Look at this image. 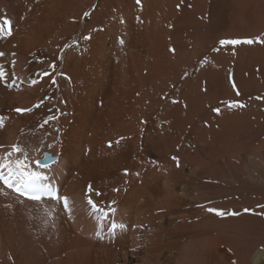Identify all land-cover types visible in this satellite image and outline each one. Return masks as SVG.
<instances>
[{
  "label": "rangeland",
  "instance_id": "obj_1",
  "mask_svg": "<svg viewBox=\"0 0 264 264\" xmlns=\"http://www.w3.org/2000/svg\"><path fill=\"white\" fill-rule=\"evenodd\" d=\"M84 2L90 5L83 8L80 21L75 26L79 31L82 29L80 40L72 41L75 42L73 44L69 40L73 36H64L61 42L67 40L68 43L57 47H62L59 54H47L37 48L19 52L26 58L21 67L11 52H0L4 53L0 56V71L4 70L5 74L0 80V91L1 96L7 98L6 105L1 108L0 120L5 121L6 118L12 127H16L21 149L27 152L28 159L38 157L41 151L56 149L57 145L62 152L64 141L68 140L67 133L72 130L92 140L96 157L92 159V165L99 164L100 158L106 156L107 162L99 167L101 175L106 177L100 179L102 182L88 179V194L97 182L106 184L107 189L111 188L114 184L112 176L123 174L121 171L129 169L131 163H139V159L131 158V153L143 160L148 158L145 161L151 162L150 165L156 162L157 168H162L167 162L166 156H171V161L177 166L187 161L185 172H192L190 180L185 181L190 195L165 212L181 207L180 211L192 213L194 221L189 220L188 225L185 223L187 231L180 228V231L172 230L175 226L164 225L166 230L163 226L162 230L165 232L153 230L151 236L159 237L161 244L169 236L173 241L180 240L173 264H201L207 260L219 262L222 255L219 238L212 233L202 234L195 226L200 222L198 219L215 226L213 217L217 218V214L209 213L208 209H219L229 218L222 224L227 227L222 243L227 248L232 246L239 256H246L248 264L259 252L260 261L264 264V42L257 41V38L264 41V0ZM96 8L100 13L95 11L94 15L92 12ZM98 15L101 16L97 18ZM76 29L74 33H77ZM246 39L254 42L236 45L220 43ZM68 49H74L72 54L75 56L81 52L86 67L83 73L80 71L76 76L81 82L77 92L73 91L74 81H71L74 86H70L71 91L64 90L68 88L66 86L64 89L61 87V84L70 82L69 76L61 74L62 57ZM139 65L147 69L142 79L137 75L136 66ZM126 69L128 73H125ZM137 83H142L144 87L147 106L146 120L140 125L143 130L139 135L136 133L138 137L134 139L125 136L111 140L116 138L113 135L111 139L106 138L110 134V125L98 118L103 113L101 106L108 102V105L113 104V108L122 110L125 103L127 106L125 95L135 98ZM9 84L12 86L9 87ZM139 100L140 97L134 99L136 103ZM233 103L243 106L231 107ZM132 106L129 104L127 107L131 110ZM76 108L80 110L77 112ZM16 109L28 111L17 112ZM146 132L150 135L146 134L145 139ZM60 137H64L62 143L56 141ZM107 139L112 142L105 143ZM127 142L135 143L130 145L133 152H119L120 145H127ZM143 152L156 153L150 157ZM157 152L164 157L159 159ZM172 154H175V159ZM82 155L87 157L88 149ZM160 162L164 164L160 165ZM74 170L72 177L78 172ZM148 181L146 178L145 183ZM181 183L184 184L181 178L174 182L176 185ZM127 185L124 183L120 187ZM33 208L29 213L40 226L42 224L44 228L45 223L47 228L43 234L32 227L33 242L54 241L53 248L61 249L67 239L61 231L63 228L57 227L56 217H61L64 227L70 218L59 208L55 212L54 208L47 206ZM38 212L41 218L34 215H39ZM192 223H195L194 226ZM140 227L142 231L137 239L122 236L123 239L112 240L114 243L90 244L95 250L115 252L112 257L104 255L98 259L101 261L99 264H142L151 245L147 224L142 221ZM187 227L191 229L189 232ZM122 241L123 245L120 244ZM44 250L42 252L47 256ZM123 251L127 253L129 262L124 261ZM72 252L74 249L66 250L59 258L63 260Z\"/></svg>",
  "mask_w": 264,
  "mask_h": 264
},
{
  "label": "bare ground",
  "instance_id": "obj_2",
  "mask_svg": "<svg viewBox=\"0 0 264 264\" xmlns=\"http://www.w3.org/2000/svg\"><path fill=\"white\" fill-rule=\"evenodd\" d=\"M88 5H90V3H85L84 0H8V2L5 0H0V18H7L12 21V35L5 39H0V52H11L10 54L16 59V63L21 67H23V63L26 61V58L21 56L19 52L37 48L47 54H59V51L62 49V47L61 49H57V47L59 45L68 43L66 42L67 40L63 41L62 43L61 38L67 35L71 37L73 36L71 39H69L71 42L80 40L79 33L82 32V29L79 31L75 28V26L77 25L76 22L80 21L81 11ZM96 10L97 8L92 13L94 14ZM98 11H96V13H100V11ZM96 13L94 15H96ZM99 16L101 15H98L97 18ZM75 29L77 30V33H74ZM72 43L75 44V42ZM73 52L74 49H72V51L68 49L65 52V55H62L63 57L61 56L63 65V72L61 74H66L69 76L70 80L68 83L61 84V87L64 89L66 86L68 88L64 90L69 91L70 89L71 91V81H74L75 88L72 86L74 88V90L73 88L72 90L77 92V90L80 88L79 84L81 82L80 78L77 79L76 76L78 73H80V71L83 73L86 67L84 66V58L82 57L83 54L80 52L78 56H75L72 54ZM136 67L137 75L140 76L141 79L144 78V74L146 73L147 69H144V67L141 65ZM1 71L4 73V70ZM127 71L128 69H126L125 73H128ZM138 81L140 80L138 79ZM137 88L138 92L134 96L135 98L140 97L138 103L134 101L135 98L131 96L127 97L126 95L124 96L125 100L128 99L127 106L129 104H133L134 107L132 106L131 110L128 109L126 103L124 105L125 108H121L122 110L113 108V104L111 105L109 103L108 105V102H105L101 106L103 113L100 114V117L98 118L102 121H106L107 124L110 125L108 127L110 134L106 136V138L111 139V136L113 135L112 137L116 138H112L111 140L118 138L123 139L125 136L126 138L127 136H131V138L134 139L136 133L139 135L140 130L144 128L140 125L146 120L147 106H145V96L143 94L144 87H142V83H137ZM117 93L120 92L118 91ZM1 95L2 92L0 91V113L2 112L1 108L3 109V105H6L7 102L5 95L4 97ZM142 106H144V108H142ZM79 110V108H76L77 112ZM2 123L3 126L0 127V149L3 151L0 152V157H3L6 152H10L12 145H17L21 148V140L19 137H17L16 132L18 130L15 129L16 127H12L10 121L6 118L5 121H2ZM74 131L75 130H72L70 133H67L69 134L67 136L68 140H70V137L72 138L70 142H68V140L65 142L67 138L64 141V137H60L58 139L56 138V141L59 143H62V140L64 141L65 149L62 152L60 151L62 149H60V145H57V148L55 147L56 149L49 148L51 150L41 151L38 157L28 159V155L26 154L27 152H23L21 149V153H18L10 158L12 160H23L27 170L29 172H33L35 169L34 162L42 159L45 154H51L55 157H59L58 162L52 167L51 171L48 172V176L59 184L61 195L64 196V198H67V210L70 211V221L68 222L67 220V225L64 227L65 222L61 219V217H56L57 227L63 228L61 231L67 239V241L64 242L65 245H63L61 249H54V241L45 242L44 240L43 242L37 244L33 242L34 237L31 234L32 227H34L36 232L41 231L43 234L46 232L47 228L45 227L46 224L44 221V228L42 224L40 226L37 223L36 218L32 216L31 213H29L30 208L40 205L41 207L47 206L50 208L55 204L49 201H42L41 203L23 201L21 198L14 196L11 192L4 189L0 185V264H99L101 261H98V259H102L104 255L112 257V255L115 253L113 251H104L105 249L95 250L90 247V244L94 242H98L99 244H105V242L102 239H96L95 236H93L96 227L94 222L91 221L87 216L89 205L88 200H91L95 206L110 210L112 213L109 217V222L111 223L113 231L115 232L113 235H110L109 238H107L108 241L112 242V240H115L116 238L119 240L122 236L126 238L132 237L137 239L138 233L142 231V226L140 227V224L142 221H144L147 224L148 230L146 231L149 233L148 242L151 245V249L150 252H147L148 254H146L142 264H173V261L176 257L175 249L180 240L173 241L172 237L169 236V238H166V242L161 244L159 237L151 236L153 235L151 234V231L153 232V230H158L159 232H165L162 230V226L164 227V225L169 227L175 226L174 228L171 227L172 230H179V228L181 231L182 229L186 230L185 223L188 225L190 222L189 220L193 219L192 213L190 214L188 210L180 211L181 207L180 209L176 208L174 210L168 209L169 212H165L167 208L175 207L180 201L185 200L187 196L190 195V193H187L189 186L185 183L187 179L189 181L190 177H192V172L190 173L189 171V173H186L187 171L185 168L188 167V162L182 160V164L179 163L180 166H177L171 161V156L169 155L170 157L166 156L165 160L167 162L165 164L160 162V165L164 164L163 167L157 168L155 166L156 162H154L153 165H150L151 162H147L148 158L146 159L144 157L147 160L145 161V159H140L141 156L131 153V158H136V160L139 159L137 160L139 163H131L129 169H123L121 171L123 174H115L112 176L114 184H112L111 188L107 189L105 186L106 184L104 185V183H101L102 181L100 180L106 176H103V174L101 175L99 171V167H102L100 164L107 162L106 156L100 158L99 164L98 162H94L95 164L92 165V159L96 158L94 156L95 144L92 142V140L85 139L80 132L75 131L76 133L71 135ZM146 134L148 133H144L145 139ZM148 135H150V133ZM60 139L61 141H59ZM111 140L107 139L105 143L112 142ZM120 143H118V145ZM131 143H128L127 145L124 144V146L120 145L122 148L119 147V152H133V149L130 146ZM61 145L63 146V144ZM132 145H135V143H132ZM81 148L82 152L88 149L87 157L84 158V155H82V152L80 151ZM139 150L140 149L137 151ZM155 153L156 152H143V155L146 154L147 156L154 157ZM159 153L160 152H157L158 157H160L159 159L164 157V155L159 156ZM97 155L99 156V154ZM124 157L127 158L128 155L124 153ZM74 169H76L78 172H76V176L72 177V174L75 171ZM161 177L163 178L162 180ZM92 178L98 179L101 182L95 183L94 187L92 186L90 195L87 193L86 184L90 182H87V180ZM146 178L149 180L148 183H145ZM176 178L183 179L184 184H174V182L177 180ZM124 183H127L128 185L125 186V188L120 187ZM210 199L211 198H209V201ZM223 205L224 204L221 206ZM54 209L57 210L56 208ZM40 210L44 211L43 208H40ZM37 211L35 213H37ZM218 211L220 210L218 209ZM34 215L39 217L40 213L39 215ZM45 216L48 218L47 215ZM215 217H213L216 220L213 221L216 222L215 226L210 225L208 222L204 223L202 219H198V221H200L198 224L194 223L195 226H197L196 228L199 229L200 233L215 234L221 242V244L219 243L222 252V255L220 254L221 260L219 259V262L207 260L201 264H248L246 256H239L238 252L233 250L232 246H230L231 248H227L226 245L222 243V237L227 229V227L222 224L229 218L224 215H217V218ZM160 220L162 222H160ZM179 221H182L183 223H179ZM194 224L192 223L191 225L194 226ZM171 228L169 229L171 230ZM22 229H25V231ZM187 229H189V227H187ZM198 229L196 231H198ZM190 230L191 229H189L188 232ZM174 232L178 233V231ZM58 234L60 235L61 233L58 232ZM115 243H117V241ZM120 244L123 245L124 242L122 241ZM42 247L46 249L44 250ZM69 249H74V252L66 255L63 260L60 259L59 255ZM43 250L47 251V256L43 254ZM189 251L191 250L189 249ZM123 253L125 256L124 261L129 262L126 259L127 253L125 251H123ZM261 259V254L258 252L253 256L251 264H262L260 261ZM109 261L111 262V260Z\"/></svg>",
  "mask_w": 264,
  "mask_h": 264
},
{
  "label": "snow or ice",
  "instance_id": "obj_3",
  "mask_svg": "<svg viewBox=\"0 0 264 264\" xmlns=\"http://www.w3.org/2000/svg\"><path fill=\"white\" fill-rule=\"evenodd\" d=\"M139 2V0H137ZM87 15V13H85ZM12 35V21L7 18H0V39L7 38L8 36ZM87 38V37H86ZM258 42L260 41L257 38ZM254 41L252 39H246L244 41L239 40H230V41H220L221 45L224 44H252ZM4 53H0V56H3ZM44 75H50L49 73H44ZM5 74L0 71V80L4 79ZM55 83V80H53ZM9 87L12 85L9 84ZM231 107L236 106H243L237 105L233 103L230 105ZM215 111H219V109H214ZM17 112L28 111L24 109H16ZM3 126L2 121H0V127ZM22 150L17 145L11 146V151L6 152L3 157H0V183H2L5 187L13 189L15 192L19 193L20 195L27 196L33 200H39L41 197L47 196L52 199L62 200L64 202L65 209L67 210V198L58 197L54 194L53 189H51L48 185L42 184L41 181L45 178L36 172H29L24 164V161L21 159L12 160L10 159L12 156L21 153ZM39 166V162H34ZM88 204L92 206L93 210L96 209V206L93 204L91 200H88ZM209 212H215L217 215L223 216L226 213L222 211H218L216 209H208ZM247 211V210H245ZM232 214V213H228Z\"/></svg>",
  "mask_w": 264,
  "mask_h": 264
}]
</instances>
